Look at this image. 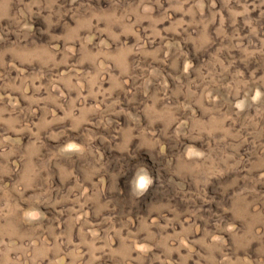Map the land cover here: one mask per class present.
<instances>
[{
  "label": "rangeland",
  "instance_id": "rangeland-1",
  "mask_svg": "<svg viewBox=\"0 0 264 264\" xmlns=\"http://www.w3.org/2000/svg\"><path fill=\"white\" fill-rule=\"evenodd\" d=\"M0 264H264V0H0Z\"/></svg>",
  "mask_w": 264,
  "mask_h": 264
},
{
  "label": "clouds",
  "instance_id": "clouds-1",
  "mask_svg": "<svg viewBox=\"0 0 264 264\" xmlns=\"http://www.w3.org/2000/svg\"><path fill=\"white\" fill-rule=\"evenodd\" d=\"M145 183H146V178H145V179H142V180L140 181V185H141V187H143V186L145 185Z\"/></svg>",
  "mask_w": 264,
  "mask_h": 264
}]
</instances>
